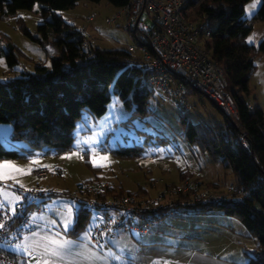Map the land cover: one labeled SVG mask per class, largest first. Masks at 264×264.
<instances>
[{
    "label": "rangeland",
    "instance_id": "obj_1",
    "mask_svg": "<svg viewBox=\"0 0 264 264\" xmlns=\"http://www.w3.org/2000/svg\"><path fill=\"white\" fill-rule=\"evenodd\" d=\"M261 1L249 0L246 3L247 17L257 11ZM253 4L255 7L250 9L249 6ZM59 13L70 24L84 29L98 47L126 49L135 57L141 56V43L132 34L134 27H128L125 8L106 0H82L75 7L60 10ZM46 17L48 10L42 3H37L33 9H20L15 15L0 20L1 47L7 49V42L12 43L20 61L11 70L5 56H0V80H5L20 69L32 72L38 62L47 61L49 64L52 48L40 45L22 30V25H25L34 36L40 35L37 27ZM143 20L149 27L152 26L153 22L146 14ZM263 39L264 21L256 20L247 42L258 47ZM255 63L249 81V101L264 111L263 52L257 53ZM147 85L154 92L149 99L151 113L133 117L132 110L126 108L113 85H110L111 100L106 112L93 116L84 110L74 129L73 145L66 152L45 153L24 141H12V124L0 123L3 129L10 130L6 139L0 138L4 146L24 154L22 158H2L0 164L9 163L31 169L30 174L19 176L20 183L1 181L0 191L7 185L6 190L17 196L20 195L17 188L26 191L40 188L54 193L45 201V197L40 199L43 201L41 210L47 212L50 220L57 219L65 226L72 223L80 204L61 193L74 191L79 183L95 176L110 181L124 191L146 189L149 192L146 194L156 195L165 185L180 184L181 175L188 174L201 181L200 191L210 190L224 196L235 195V192L240 194L236 191L237 182L233 172L184 136L183 116L193 122L222 120V113L215 103L200 93H192L179 108L169 93L154 88L148 80ZM93 139L98 140L97 145L89 143L76 147L77 141ZM101 156H106L107 160L102 161ZM33 160L39 163L31 164ZM101 164L104 166H99ZM39 167L48 168L50 173L42 176L35 174L34 168ZM57 169H60V173ZM16 202L9 201L7 204L11 208ZM82 206L86 207L85 204ZM178 212L179 215L168 214L164 219L152 223L147 232L117 231L116 243L98 250L111 258L121 256L134 264H154L158 261L162 264H247L249 256L254 254L258 240L237 217L221 210L201 213L182 206L178 207ZM135 221L141 223L142 219L136 218ZM95 224V211L92 210L82 235L88 234Z\"/></svg>",
    "mask_w": 264,
    "mask_h": 264
},
{
    "label": "trees",
    "instance_id": "obj_2",
    "mask_svg": "<svg viewBox=\"0 0 264 264\" xmlns=\"http://www.w3.org/2000/svg\"><path fill=\"white\" fill-rule=\"evenodd\" d=\"M80 1L0 0V20L15 15L20 9H33L37 3H42L48 10V17L42 19L37 27L40 35L34 36L25 25H22V30L40 45L52 48L49 64L47 61L38 62L32 72L20 69L0 80V123L12 124V141H24L45 153H62L71 149L74 129L83 111L87 110L93 116L106 112L111 100L110 85L126 108L132 110L133 117L152 112L149 99L154 92L147 85L149 71L146 63L136 60L133 66L129 59L134 55L129 50L98 47L84 29L70 24L59 13L75 7ZM106 1L127 11L132 7L131 0ZM248 1L186 0L184 9L190 21H208L212 26L211 38L205 42L206 49L226 74L239 117L235 119L219 108L222 113L220 122H193L183 116L184 136L213 160L222 161L225 169L233 172L236 191L241 193L205 201L191 197V193H180L174 206L201 213L221 210L237 217L258 240L247 264H264V111L249 101V81L256 66L257 53H264V39L258 47L247 42L254 22L264 21V0L251 17L245 13ZM131 30L141 46L150 41L151 38H145L146 35L138 29ZM2 39L0 34V42ZM2 55L11 70L20 63L17 49L10 42H7V49L0 44ZM192 93L198 92L187 85L186 95ZM22 157L24 154L6 148L0 140V159ZM192 177L182 174L179 182ZM98 179L95 176L83 182ZM112 186L111 195L149 193L146 189L129 192L114 184ZM61 195L70 197V192ZM167 215L162 209L155 214L158 220ZM88 217L87 209L81 205L68 234L77 237L85 229ZM5 253L13 256L7 251Z\"/></svg>",
    "mask_w": 264,
    "mask_h": 264
},
{
    "label": "built area",
    "instance_id": "obj_3",
    "mask_svg": "<svg viewBox=\"0 0 264 264\" xmlns=\"http://www.w3.org/2000/svg\"><path fill=\"white\" fill-rule=\"evenodd\" d=\"M131 3V10H126L128 27L133 26L146 35L145 38H151L141 46L140 57L129 59L131 64L135 66L136 60L145 62L149 71L148 81L154 88L169 93L177 107L186 103L188 85L208 97L225 114L237 119L238 107L226 74L206 49L205 42L211 38L212 31L209 22L190 21L184 9L186 0H131ZM144 14L152 20L151 27L143 20ZM243 143H246L244 139ZM33 172L42 176L50 170L39 167ZM57 172L60 173V169ZM200 183V180L191 178L175 186L165 185L156 195H111L112 183L98 179L79 183L70 192V197L80 206L85 204L88 215L95 211L96 224L92 228L90 242L101 247L108 244L117 231L147 232L150 225L158 220L155 214L159 209L179 215L174 201L180 193H193V198L202 201L224 197L210 190L200 191ZM47 194L50 192L40 188L23 190V201L15 212L0 208V224L4 225L0 228V264H27L22 258L6 254L4 246L17 244L24 233L32 230L29 210L39 212L40 199ZM136 218L142 222L137 223Z\"/></svg>",
    "mask_w": 264,
    "mask_h": 264
},
{
    "label": "crops",
    "instance_id": "obj_4",
    "mask_svg": "<svg viewBox=\"0 0 264 264\" xmlns=\"http://www.w3.org/2000/svg\"><path fill=\"white\" fill-rule=\"evenodd\" d=\"M17 189L20 192L19 200L23 201V189ZM49 197L50 196H46L43 201ZM21 201L15 203V211ZM79 207L76 208V212H78ZM0 208H6L10 212H13L8 204ZM76 215L77 214L74 213L72 223L65 226L57 219L50 220L46 211L40 210L37 212L29 210V217L31 219L30 226L32 230L28 233H24L17 244L4 246L5 251L15 257L22 258L27 264H45V261H47V264H134V262L127 261L121 256L111 258L104 254L103 251H99L103 246L98 247L92 245L90 242V234L95 225L90 229L87 235H82L86 229L85 227L77 237L70 236L68 231L73 227ZM116 233L112 236L111 241L104 246H113L114 243H116ZM45 237L71 241L72 244L64 250L62 256H52L49 252L45 251V245L47 243Z\"/></svg>",
    "mask_w": 264,
    "mask_h": 264
},
{
    "label": "snow or ice",
    "instance_id": "obj_5",
    "mask_svg": "<svg viewBox=\"0 0 264 264\" xmlns=\"http://www.w3.org/2000/svg\"><path fill=\"white\" fill-rule=\"evenodd\" d=\"M250 9L254 8L255 5H250L249 6ZM114 107V106H113ZM0 129H3V126H0ZM78 130H79V126H78ZM10 134V130L7 129H3V131H0V138H7V136ZM92 143L93 146L98 144V140L97 139H93L91 141L89 140H83V141H77V145L76 147L79 148L81 144H89ZM98 153H94V155H97ZM70 158V157H69ZM100 159L102 161H106L107 157L106 156H101ZM31 164H35V163H39L38 160H33L30 162ZM99 166H104L103 164L99 165ZM31 169L30 168H22L13 164H9V163H3L0 164V181H8L11 180L14 183H20L19 180V176L22 175H28L30 174ZM21 187H23V185L21 184ZM7 185L4 186V190L0 191V207H3L5 204L9 203V201H19L20 197L9 193L7 190ZM11 211H15V207L14 205L11 207ZM4 225L0 224V228H3ZM87 235V234H86ZM45 240L47 241L46 245H45V251L49 252L52 256H62L63 252L65 249H67L69 247V245L72 244L71 241H67V240H60V239H56V238H48L45 237ZM45 264H47V261H45ZM154 264H162V262H154Z\"/></svg>",
    "mask_w": 264,
    "mask_h": 264
},
{
    "label": "clouds",
    "instance_id": "obj_6",
    "mask_svg": "<svg viewBox=\"0 0 264 264\" xmlns=\"http://www.w3.org/2000/svg\"><path fill=\"white\" fill-rule=\"evenodd\" d=\"M214 103V102H213ZM216 105V104H215ZM217 106V105H216ZM218 107V106H217Z\"/></svg>",
    "mask_w": 264,
    "mask_h": 264
}]
</instances>
